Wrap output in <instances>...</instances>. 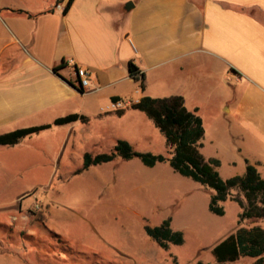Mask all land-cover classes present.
<instances>
[{"label":"crops","instance_id":"1","mask_svg":"<svg viewBox=\"0 0 264 264\" xmlns=\"http://www.w3.org/2000/svg\"><path fill=\"white\" fill-rule=\"evenodd\" d=\"M69 2L0 0V136L74 114L89 119L0 146L12 171L14 152L60 156L53 140L61 134L77 141L95 122L143 115L129 108L143 97L180 96L199 115L209 106L220 138L235 140L240 156H264V0H73L65 12ZM75 66L90 74L84 94ZM33 142L43 145L32 151ZM255 164L264 177V160Z\"/></svg>","mask_w":264,"mask_h":264},{"label":"rangeland","instance_id":"2","mask_svg":"<svg viewBox=\"0 0 264 264\" xmlns=\"http://www.w3.org/2000/svg\"><path fill=\"white\" fill-rule=\"evenodd\" d=\"M206 109L200 114L208 121L200 153L220 162L223 180L243 176L247 162L256 167L263 162L264 156H240L235 140L220 138ZM91 129L77 133V141L70 132L57 136L53 141L60 156L14 152V171L7 167L10 156L1 154L0 264H217L212 250L218 244L240 227H264L254 219L239 224L242 209L230 200L220 204L224 216L212 213L213 192L175 172L169 162L148 167L138 158H117L77 175L84 156L75 149L111 153L119 139L137 152L172 156L165 136L146 114L107 126L95 122ZM39 145L33 142L29 148L35 151ZM168 219L185 242L165 251L146 227Z\"/></svg>","mask_w":264,"mask_h":264},{"label":"trees","instance_id":"3","mask_svg":"<svg viewBox=\"0 0 264 264\" xmlns=\"http://www.w3.org/2000/svg\"><path fill=\"white\" fill-rule=\"evenodd\" d=\"M73 3L70 0L65 12ZM63 61L54 70L59 73L67 68ZM130 75L140 82L141 90H144V75L133 63L129 64ZM85 93L82 88H78ZM120 98H114L117 103ZM130 109L143 112L151 119L160 132L165 136L168 146L172 149V156L154 155L152 153L137 152L131 143L119 140L111 153L84 155V164L76 174H82L91 167L114 162L117 158L130 161L138 158L145 166L155 167L159 163L169 162L175 172L183 177L190 178L211 190L210 211L218 216H224L225 210L220 205L228 200L237 203L242 212L239 224L246 220H258L264 222V178L255 165L247 162L246 173L223 180L218 171V160H206L200 153L202 140L205 136V127L198 110L190 111L185 101L180 96L154 99L143 97L138 102L129 106ZM125 109L116 113L121 116ZM77 121L87 123L89 119L77 114L69 115L55 120L52 124L36 126L16 130L0 136V146H15L26 137L51 129L53 126H62ZM172 219H168L158 227H146L148 236L163 250L168 251L172 245L184 244V235L181 231H174L171 227ZM212 254L217 264H238L242 259H252L253 264H264V227H240L238 231L218 244ZM196 264H207L198 262Z\"/></svg>","mask_w":264,"mask_h":264},{"label":"built area","instance_id":"4","mask_svg":"<svg viewBox=\"0 0 264 264\" xmlns=\"http://www.w3.org/2000/svg\"><path fill=\"white\" fill-rule=\"evenodd\" d=\"M74 62H69V65H73ZM75 74L78 78V88H82L85 92L91 87L90 74L87 69L75 66Z\"/></svg>","mask_w":264,"mask_h":264},{"label":"water","instance_id":"5","mask_svg":"<svg viewBox=\"0 0 264 264\" xmlns=\"http://www.w3.org/2000/svg\"><path fill=\"white\" fill-rule=\"evenodd\" d=\"M129 5L134 6L132 3H129Z\"/></svg>","mask_w":264,"mask_h":264}]
</instances>
